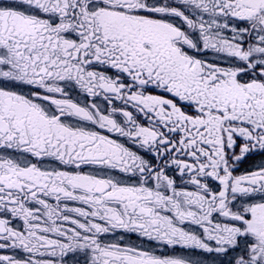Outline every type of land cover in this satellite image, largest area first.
<instances>
[{
  "label": "snow or ice",
  "instance_id": "snow-or-ice-1",
  "mask_svg": "<svg viewBox=\"0 0 264 264\" xmlns=\"http://www.w3.org/2000/svg\"><path fill=\"white\" fill-rule=\"evenodd\" d=\"M0 264H264V0H0Z\"/></svg>",
  "mask_w": 264,
  "mask_h": 264
}]
</instances>
